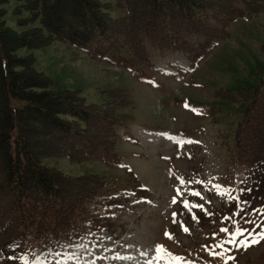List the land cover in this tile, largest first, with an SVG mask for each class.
<instances>
[{"label": "rangeland", "instance_id": "1", "mask_svg": "<svg viewBox=\"0 0 264 264\" xmlns=\"http://www.w3.org/2000/svg\"><path fill=\"white\" fill-rule=\"evenodd\" d=\"M101 1L121 14L116 0ZM18 4H4L7 24L16 29ZM228 32L198 62L151 49L147 77L139 79L131 72L138 66L96 60L58 40L31 51L56 90H78L87 103L100 104L103 90L121 88L134 103L116 150L118 166L46 160L66 174H99L109 183L91 204L108 228L98 224L75 244L51 245L60 251L56 264H264V195L247 203L246 168L237 157L246 106L228 99L255 89L264 75V11L237 18ZM42 131L35 124L36 139ZM38 247L24 249L32 254Z\"/></svg>", "mask_w": 264, "mask_h": 264}, {"label": "trees", "instance_id": "2", "mask_svg": "<svg viewBox=\"0 0 264 264\" xmlns=\"http://www.w3.org/2000/svg\"><path fill=\"white\" fill-rule=\"evenodd\" d=\"M10 1L0 0V258L5 263L17 261L32 243L75 241L89 230L86 222L108 228L109 221L91 208L109 189L106 177L72 176L46 160L100 161L114 168L121 131L133 121L134 103L125 90H103L100 104L87 103L78 90H56L36 69L31 51L58 40L96 60L138 66L135 76L143 78L151 49L196 61L228 38L234 20L264 11V0H116L121 14L115 16L114 6L101 0H15L16 29L6 21L4 4ZM21 48L30 52L22 55ZM228 99L246 106L237 157L247 170L249 203V197L264 195V75L255 89ZM35 124L43 125L40 139Z\"/></svg>", "mask_w": 264, "mask_h": 264}, {"label": "bare ground", "instance_id": "3", "mask_svg": "<svg viewBox=\"0 0 264 264\" xmlns=\"http://www.w3.org/2000/svg\"><path fill=\"white\" fill-rule=\"evenodd\" d=\"M165 73H167V71H165ZM175 73V72H174ZM164 135H169V134H167V133H163ZM156 135V134H155ZM162 136V134L161 133H157V139H158V137H161ZM169 136H171V135H169ZM167 140V142L168 143H171L173 140L171 139V138H167L166 139Z\"/></svg>", "mask_w": 264, "mask_h": 264}, {"label": "snow or ice", "instance_id": "4", "mask_svg": "<svg viewBox=\"0 0 264 264\" xmlns=\"http://www.w3.org/2000/svg\"><path fill=\"white\" fill-rule=\"evenodd\" d=\"M186 107H187V105H185ZM260 237H261V239H264V233H261L260 234ZM255 242V241H254ZM158 251H163V246H160L159 248H158ZM176 259H181L180 257H176Z\"/></svg>", "mask_w": 264, "mask_h": 264}]
</instances>
